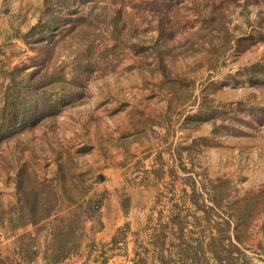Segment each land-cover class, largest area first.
<instances>
[{
	"label": "rangeland",
	"instance_id": "rangeland-1",
	"mask_svg": "<svg viewBox=\"0 0 264 264\" xmlns=\"http://www.w3.org/2000/svg\"><path fill=\"white\" fill-rule=\"evenodd\" d=\"M175 217L264 264V0H0V264H182Z\"/></svg>",
	"mask_w": 264,
	"mask_h": 264
},
{
	"label": "trees",
	"instance_id": "trees-1",
	"mask_svg": "<svg viewBox=\"0 0 264 264\" xmlns=\"http://www.w3.org/2000/svg\"><path fill=\"white\" fill-rule=\"evenodd\" d=\"M39 28L41 31L39 32ZM35 29H37L36 32H38L39 35L43 34L40 37V40H47V34L48 31L52 29V24L51 22L48 24H45L44 26H37ZM49 36V35H48ZM39 40V41H40ZM16 125V124H15ZM195 205L198 206V203L196 200L193 201ZM204 210L207 207H203ZM209 210H213L212 207L208 208ZM209 211H205V213H208ZM221 222H216L214 225V229L216 231V235H213L211 237V244L208 245V251L212 254L215 262L217 264H239L238 257H236L235 253L236 252H241V250L237 247L236 244H234L231 240V236L229 233L231 232V222L230 220L226 219H221ZM171 225L177 226L179 228L180 234H179V239L180 243L179 245L181 246V251H180V257L182 259V264H201L200 261L195 260V258H198V252H202L203 254L201 255V258L203 260L202 264H208V259L205 257V245L203 246L202 244L200 245V249L195 251V255L190 254V248L192 246V241L187 239L184 235L185 232V227L183 225V222H181L179 217L172 218L171 220ZM165 229L167 227H164ZM117 238H114V243L116 242ZM167 240L166 235L163 233H158L156 235V240L154 242L155 248H158L159 256L158 260L160 264H173L171 261V257H167L165 255V242ZM65 239H62V242H64ZM156 242H159L158 244ZM198 251V252H197ZM72 249H68L67 245L64 244L62 249H60V252L56 255V261L58 260H63L66 259L69 255H71ZM198 258V259H199Z\"/></svg>",
	"mask_w": 264,
	"mask_h": 264
}]
</instances>
